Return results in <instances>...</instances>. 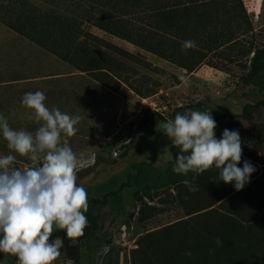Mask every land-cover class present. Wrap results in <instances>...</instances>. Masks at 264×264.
<instances>
[{
  "label": "rangeland",
  "instance_id": "obj_1",
  "mask_svg": "<svg viewBox=\"0 0 264 264\" xmlns=\"http://www.w3.org/2000/svg\"><path fill=\"white\" fill-rule=\"evenodd\" d=\"M52 4L0 14V115L34 134L40 123L21 101L41 91L50 110L80 116L67 138L77 184L88 203L108 199L92 207L94 231L75 250L63 244L53 264H264V106L244 114L264 101V71L251 75L264 48V0H101L82 12ZM189 40L196 47L182 48ZM147 109L166 121L141 125ZM191 111L225 116L218 139L239 132L238 167L255 168L242 190L215 167L173 171L180 149L160 124ZM8 154L13 168L41 165L0 133V156Z\"/></svg>",
  "mask_w": 264,
  "mask_h": 264
},
{
  "label": "clouds",
  "instance_id": "obj_2",
  "mask_svg": "<svg viewBox=\"0 0 264 264\" xmlns=\"http://www.w3.org/2000/svg\"><path fill=\"white\" fill-rule=\"evenodd\" d=\"M195 47L191 40L182 44L185 49ZM45 99L43 92L36 91L25 93L21 101L40 123L34 134L12 129L0 115V133L7 148L21 157L41 161L38 167L20 170L11 167L14 155L0 156V253L16 257L18 264H53L63 245L58 237L50 239L54 230L66 231L70 246H74L88 224V196L77 184L79 161L67 139L76 135L81 117L58 108L50 110ZM160 127L180 149L173 167L177 174H202L215 167L220 180L234 182L240 191L255 171L248 161L238 167L242 158L239 132L225 129L221 138H216V121L209 111L178 113ZM215 243L223 245L219 237Z\"/></svg>",
  "mask_w": 264,
  "mask_h": 264
},
{
  "label": "trees",
  "instance_id": "obj_3",
  "mask_svg": "<svg viewBox=\"0 0 264 264\" xmlns=\"http://www.w3.org/2000/svg\"><path fill=\"white\" fill-rule=\"evenodd\" d=\"M32 0H0V14L1 15H6L7 13H13L16 15H19V13L22 12V9L27 7L28 5H31ZM97 1V2H96ZM101 0H46L47 4H56L58 7L59 5H68L69 6H75L76 9H79V11L82 12V10H85L86 8H90L98 3ZM33 4V3H32ZM88 8V9H89ZM47 12H51V10L46 9ZM53 15L48 14L47 16H52L51 18L56 19V10L52 11ZM165 57H169L168 55H165ZM264 71V48L261 50H257L251 60V75H259L260 72ZM264 106V101L257 103V104H249L245 107L244 109V114H250L253 111L257 110L258 108ZM211 115L213 116L214 120L216 121V125L219 124L220 119L225 118V116L221 115L218 112H211ZM166 121L165 117L163 116L162 113L156 112V111H151L149 109L145 110L144 118L141 122V125H156L160 122ZM114 195V194H113ZM108 203V199H94L91 200L88 205V211L86 212L87 217L89 218V222L84 229V235L80 237L76 244L74 246L71 245V241L67 238L66 236V231L64 230H59L57 229L55 232H53L51 236V240H55L57 237L62 239L63 244L67 248H73L74 250L79 247V244L82 239H84L86 236L90 235L94 230L91 229V224L94 221V217L92 214V207L94 206H105ZM91 222V223H90ZM155 235H150L149 237L152 238ZM204 264H221L218 263L217 261H212L211 263L205 262Z\"/></svg>",
  "mask_w": 264,
  "mask_h": 264
},
{
  "label": "crops",
  "instance_id": "obj_4",
  "mask_svg": "<svg viewBox=\"0 0 264 264\" xmlns=\"http://www.w3.org/2000/svg\"><path fill=\"white\" fill-rule=\"evenodd\" d=\"M0 264H7L6 262H2L1 260H0Z\"/></svg>",
  "mask_w": 264,
  "mask_h": 264
}]
</instances>
